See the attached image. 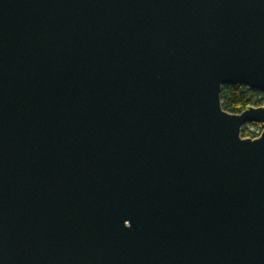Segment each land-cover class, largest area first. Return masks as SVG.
I'll use <instances>...</instances> for the list:
<instances>
[{"label": "water", "instance_id": "obj_1", "mask_svg": "<svg viewBox=\"0 0 264 264\" xmlns=\"http://www.w3.org/2000/svg\"><path fill=\"white\" fill-rule=\"evenodd\" d=\"M224 84L264 91V0H0V264H264Z\"/></svg>", "mask_w": 264, "mask_h": 264}, {"label": "trees", "instance_id": "obj_2", "mask_svg": "<svg viewBox=\"0 0 264 264\" xmlns=\"http://www.w3.org/2000/svg\"><path fill=\"white\" fill-rule=\"evenodd\" d=\"M221 107L228 112H240L248 106L264 107V91L246 87L243 84H224L219 92ZM260 125V123H252ZM241 137L252 138L253 133L246 127L240 129Z\"/></svg>", "mask_w": 264, "mask_h": 264}, {"label": "built area", "instance_id": "obj_3", "mask_svg": "<svg viewBox=\"0 0 264 264\" xmlns=\"http://www.w3.org/2000/svg\"><path fill=\"white\" fill-rule=\"evenodd\" d=\"M251 124H252V123H246V124H244V125H251ZM261 130H262V126H259L257 129H255V130H250V131L253 133L254 136H258L259 133L261 132Z\"/></svg>", "mask_w": 264, "mask_h": 264}, {"label": "rangeland", "instance_id": "obj_4", "mask_svg": "<svg viewBox=\"0 0 264 264\" xmlns=\"http://www.w3.org/2000/svg\"><path fill=\"white\" fill-rule=\"evenodd\" d=\"M260 125H254V124H251V125H242V127H246L248 130H255L259 127ZM241 127V128H242Z\"/></svg>", "mask_w": 264, "mask_h": 264}, {"label": "flooded vegetation", "instance_id": "obj_5", "mask_svg": "<svg viewBox=\"0 0 264 264\" xmlns=\"http://www.w3.org/2000/svg\"><path fill=\"white\" fill-rule=\"evenodd\" d=\"M261 126H262V124H261Z\"/></svg>", "mask_w": 264, "mask_h": 264}]
</instances>
